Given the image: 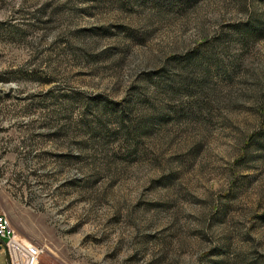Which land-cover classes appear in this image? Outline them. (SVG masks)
<instances>
[{
    "label": "rangeland",
    "instance_id": "1",
    "mask_svg": "<svg viewBox=\"0 0 264 264\" xmlns=\"http://www.w3.org/2000/svg\"><path fill=\"white\" fill-rule=\"evenodd\" d=\"M258 17L0 0V209L41 264H264Z\"/></svg>",
    "mask_w": 264,
    "mask_h": 264
},
{
    "label": "built area",
    "instance_id": "2",
    "mask_svg": "<svg viewBox=\"0 0 264 264\" xmlns=\"http://www.w3.org/2000/svg\"><path fill=\"white\" fill-rule=\"evenodd\" d=\"M0 238L5 242L10 264H41L43 250L23 238L6 212L0 209ZM0 264H7L4 246L0 241Z\"/></svg>",
    "mask_w": 264,
    "mask_h": 264
},
{
    "label": "trees",
    "instance_id": "3",
    "mask_svg": "<svg viewBox=\"0 0 264 264\" xmlns=\"http://www.w3.org/2000/svg\"><path fill=\"white\" fill-rule=\"evenodd\" d=\"M263 26H264V17H258L255 20H253L251 26H246L244 28H239V32H241L245 36L246 35L250 36V38L251 37L255 38V37L259 36V34L261 33V28L263 29ZM125 113H126V111H125ZM122 115H124L123 112H122ZM161 117H160V119H161Z\"/></svg>",
    "mask_w": 264,
    "mask_h": 264
},
{
    "label": "water",
    "instance_id": "4",
    "mask_svg": "<svg viewBox=\"0 0 264 264\" xmlns=\"http://www.w3.org/2000/svg\"><path fill=\"white\" fill-rule=\"evenodd\" d=\"M0 241H1V245L4 246L6 263H7V264H10V261H9V255H8L7 249H6V247H5V242H4V240H3L2 238H0Z\"/></svg>",
    "mask_w": 264,
    "mask_h": 264
}]
</instances>
